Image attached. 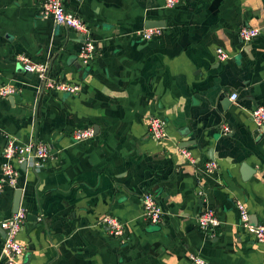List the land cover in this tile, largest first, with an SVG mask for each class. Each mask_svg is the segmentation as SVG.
Returning <instances> with one entry per match:
<instances>
[{
	"label": "crops",
	"instance_id": "obj_1",
	"mask_svg": "<svg viewBox=\"0 0 264 264\" xmlns=\"http://www.w3.org/2000/svg\"><path fill=\"white\" fill-rule=\"evenodd\" d=\"M41 1L0 0V87L19 90L0 98V176L9 138L55 150L48 167L22 169L20 261L191 264L195 254L212 264H264V245L236 209L243 202L252 224L264 225V127L251 117L264 107V0H178L174 8L166 0H64L91 30L97 54L88 65L79 60L83 37L43 18ZM243 27L261 34L246 44ZM151 28L163 33L142 40ZM218 49L230 58L220 62ZM20 56L50 61L51 77L80 93L41 90ZM154 116L167 122L163 141L149 132ZM82 128L95 137L75 142ZM207 161L217 170L206 172ZM17 191L0 194V223L15 213ZM145 191L163 209L159 226L143 218ZM205 210L220 220L215 235L199 227ZM106 215L125 225L124 241L99 224ZM3 240L0 227V251Z\"/></svg>",
	"mask_w": 264,
	"mask_h": 264
},
{
	"label": "built area",
	"instance_id": "obj_2",
	"mask_svg": "<svg viewBox=\"0 0 264 264\" xmlns=\"http://www.w3.org/2000/svg\"><path fill=\"white\" fill-rule=\"evenodd\" d=\"M178 0H166V7L174 8ZM40 15L45 19H51L60 27L71 29L78 33L84 39V45L79 54V60L84 65L90 64L96 58V45L91 38L89 25L83 21L76 13L69 11L64 0H42ZM161 28H151L142 31L139 36L144 41H151L162 34ZM261 34L260 28L243 27L239 35L244 43L248 44L256 40ZM217 57L220 62L227 61L230 57L222 49H218ZM18 63L26 73L35 75L40 83L41 90L50 92H59L67 95H78L80 85L57 81L51 77L50 61L36 62L26 56L18 57ZM19 90L12 85H2L0 87V98H10L18 94ZM239 96L233 93L230 97L232 102H236ZM251 117L258 127L262 130L264 127V107H257L251 112ZM149 132L157 141H163L168 138L167 122L160 117H152L149 120ZM223 135L231 133L229 126L224 125L221 128ZM95 137L93 128L77 129L73 133L75 142L80 143L89 141ZM181 154L195 165L196 161L187 148L181 149ZM55 150L52 145L44 143L36 138H31L27 143H20L14 138H9L3 152V162L1 165L0 176V194L7 188L19 190V181L22 175V166L27 163V169L40 171L49 166L54 159ZM218 165L215 161H207L203 164V169L212 173L216 171ZM143 218L152 226H159L163 222V209L157 201L155 195L150 191H145L142 195ZM236 209L239 213L241 227L251 233L256 242L264 245V225H253L251 215L246 205L236 202ZM27 220V212L24 208H19L11 217L0 223V227L5 232L3 245L0 251V257L5 264H23L20 257L25 252V247L18 242L17 237L23 230ZM199 227L202 231L215 235L216 230L220 227V220L212 210L203 211L199 218ZM99 224L108 228L109 233L115 239L124 241L126 230L125 225L115 216L106 215ZM191 264H212L205 261L199 255L191 254L189 256Z\"/></svg>",
	"mask_w": 264,
	"mask_h": 264
},
{
	"label": "water",
	"instance_id": "obj_3",
	"mask_svg": "<svg viewBox=\"0 0 264 264\" xmlns=\"http://www.w3.org/2000/svg\"><path fill=\"white\" fill-rule=\"evenodd\" d=\"M21 70H23L24 71V69H22L21 68ZM25 72V71H24ZM31 74V73H30ZM32 75V74H31ZM182 148H186L187 147V145L185 146H181ZM211 159H213V157H210ZM22 169L23 170H27V163H25L23 166H22ZM20 199H21V191L20 190H18L17 191V196H16V202H15V213L18 211V209L20 208ZM3 235H4V237H5V232H4V230H3Z\"/></svg>",
	"mask_w": 264,
	"mask_h": 264
}]
</instances>
